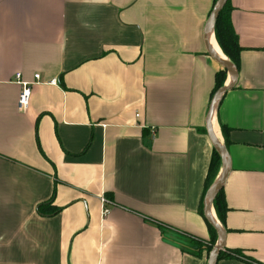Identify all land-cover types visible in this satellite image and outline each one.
Listing matches in <instances>:
<instances>
[{"label":"crops","instance_id":"obj_1","mask_svg":"<svg viewBox=\"0 0 264 264\" xmlns=\"http://www.w3.org/2000/svg\"><path fill=\"white\" fill-rule=\"evenodd\" d=\"M213 3L0 0V264H209ZM229 4L236 80L210 119L228 211L211 214L242 256L215 264H264V0Z\"/></svg>","mask_w":264,"mask_h":264},{"label":"trees","instance_id":"obj_2","mask_svg":"<svg viewBox=\"0 0 264 264\" xmlns=\"http://www.w3.org/2000/svg\"><path fill=\"white\" fill-rule=\"evenodd\" d=\"M217 1L218 0H214L212 9ZM230 12H231V6L229 4V0H227L224 7L221 9L217 18L215 19L213 30L216 41L222 53L229 60V62L237 68L238 54L241 48L238 45L237 38L233 30V26L230 20ZM226 76H227V71L223 68L216 73L213 95L219 88H221L224 85ZM222 129L223 128H221V130ZM220 168H221V157L218 151L214 148L210 160L208 175H207L208 187L212 186V183L216 178ZM212 206L214 208L217 219L221 223H223L228 208L224 200L222 187L214 197ZM39 211L41 214H44L41 206ZM215 242H216V235L210 239L209 244L199 245V248L206 250L207 253H210L213 247L215 246ZM238 256H242V253L238 252L237 250L233 252H226L224 250H220L216 256L215 262L221 258L238 257Z\"/></svg>","mask_w":264,"mask_h":264},{"label":"water","instance_id":"obj_3","mask_svg":"<svg viewBox=\"0 0 264 264\" xmlns=\"http://www.w3.org/2000/svg\"><path fill=\"white\" fill-rule=\"evenodd\" d=\"M226 1L227 0H218L216 2L215 6L213 7L212 11L210 12L208 19L206 21L205 30H204V34H205V37L207 39H208L210 30L214 26L215 19L217 18L221 9L224 7ZM207 51H208L209 55L212 58H214V60H216V62L223 69H225L227 71L228 76L230 75L231 80H232L230 86L223 85L221 88H219L215 92L213 99L210 103V106H209V109L207 112V117H206V129H207L208 136H209L210 141L213 144L214 148L218 151V153L220 154V157H221V173H220V176L210 187V189L208 191L207 200H206V217H207V220L212 225V227L216 230V232L218 233V235L220 237V243L215 245L209 254L208 263L209 264H215L216 256H217L218 252L224 246V235H225V233H224L223 229L221 228V226L213 219L212 214H211V206H212L214 197L216 196L217 192L220 190V188L222 187V185L224 183V179H225L227 172H228V165H227V161H226L225 147L223 144H221L215 138V136H214V134L210 128V119H211L213 108L215 106L217 99H219L234 84V82L236 80V69H235L234 65H232L227 58L223 59L220 56H218L216 54V52H214V50L212 49L211 46H209L207 48Z\"/></svg>","mask_w":264,"mask_h":264},{"label":"built area","instance_id":"obj_4","mask_svg":"<svg viewBox=\"0 0 264 264\" xmlns=\"http://www.w3.org/2000/svg\"><path fill=\"white\" fill-rule=\"evenodd\" d=\"M14 80L19 84L20 91L17 99V108L20 112H25L28 110L29 103H30V97H31V84L29 82L23 81L21 79V74L16 73ZM34 80L38 82L40 80L39 74H34ZM49 84H56L55 80H51L48 82ZM105 203L106 201L103 200ZM109 213V209L105 208L103 210V216L107 215Z\"/></svg>","mask_w":264,"mask_h":264},{"label":"bare ground","instance_id":"obj_5","mask_svg":"<svg viewBox=\"0 0 264 264\" xmlns=\"http://www.w3.org/2000/svg\"><path fill=\"white\" fill-rule=\"evenodd\" d=\"M211 41H212V43H210V44H211V47L214 50V52H216V54L218 56H220L221 58L226 59V57L224 56V54L220 50L219 46L216 45V43L214 42L212 37H211ZM228 81L231 82V76L230 75L228 76ZM218 141L220 142L219 138H218Z\"/></svg>","mask_w":264,"mask_h":264},{"label":"rangeland","instance_id":"obj_6","mask_svg":"<svg viewBox=\"0 0 264 264\" xmlns=\"http://www.w3.org/2000/svg\"><path fill=\"white\" fill-rule=\"evenodd\" d=\"M227 75H228V73H227ZM220 143L222 144L221 140H220Z\"/></svg>","mask_w":264,"mask_h":264}]
</instances>
